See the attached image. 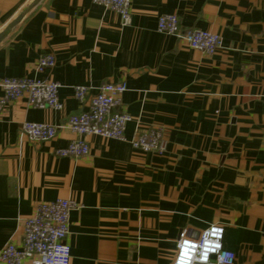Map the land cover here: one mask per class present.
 <instances>
[{
  "label": "crops",
  "instance_id": "crops-1",
  "mask_svg": "<svg viewBox=\"0 0 264 264\" xmlns=\"http://www.w3.org/2000/svg\"><path fill=\"white\" fill-rule=\"evenodd\" d=\"M164 14L221 47L206 55L158 32ZM0 35V77L57 82L62 104L22 97L0 115V250L21 243L37 204L70 199L69 264H171L180 231L209 224L223 227L233 264H264V0H133L126 26L92 0H0ZM47 54L56 65L38 73ZM120 81L123 140L86 136L89 154L74 159L55 154L69 129L44 142L22 133L24 122L64 125L86 111L75 87L90 97ZM153 128L165 151L133 149Z\"/></svg>",
  "mask_w": 264,
  "mask_h": 264
},
{
  "label": "built area",
  "instance_id": "built-area-1",
  "mask_svg": "<svg viewBox=\"0 0 264 264\" xmlns=\"http://www.w3.org/2000/svg\"><path fill=\"white\" fill-rule=\"evenodd\" d=\"M133 0H92L103 9L116 13L126 26L131 20V4ZM156 30L162 34L175 37L186 45L206 55L214 54L222 45L219 35L204 30L183 29L174 14H164L157 18ZM56 65L53 54L40 57L36 63V71L43 73ZM60 84L27 78L0 77V115L8 103L26 98L31 108H50L60 110L62 104L58 99ZM126 91L124 81L103 83L94 95L88 97V88H74L75 99L82 103L88 98V109L69 117L64 125H49L24 122L22 133L31 142H44L56 137L62 128L69 129L75 138L63 149H57L58 157L80 159L89 154L85 137L99 136L105 139L123 140L126 125L131 117L119 111L122 96ZM135 150L145 153L162 154L165 151V140L161 129H149L136 134L131 140ZM78 205L70 199H58L50 203H39L34 207L33 214L23 221V236L19 245L8 243L0 250V264H69L70 248L66 243L69 233V214ZM217 225V224H215ZM223 229L222 226L217 225ZM206 229V228H205ZM204 229V230H205ZM196 237L190 236L186 230L180 231L176 243L175 254L171 264H178L181 245L185 241L201 243L203 231ZM224 229L219 243L220 249L208 253L206 264H233L235 255L223 247ZM196 255H199L197 249ZM192 264H201L194 260Z\"/></svg>",
  "mask_w": 264,
  "mask_h": 264
},
{
  "label": "clouds",
  "instance_id": "clouds-1",
  "mask_svg": "<svg viewBox=\"0 0 264 264\" xmlns=\"http://www.w3.org/2000/svg\"><path fill=\"white\" fill-rule=\"evenodd\" d=\"M223 229L215 224H209V226L203 231L201 243H183L181 245L182 251L179 255L178 264H192L194 260L206 264L208 260V253L216 252L220 249ZM199 249V255H196V251Z\"/></svg>",
  "mask_w": 264,
  "mask_h": 264
},
{
  "label": "water",
  "instance_id": "water-1",
  "mask_svg": "<svg viewBox=\"0 0 264 264\" xmlns=\"http://www.w3.org/2000/svg\"><path fill=\"white\" fill-rule=\"evenodd\" d=\"M22 18V16H19V17H17L10 25H9V27L8 28H12L15 24H17L19 21H20V19ZM1 37H2V35H0V39H1Z\"/></svg>",
  "mask_w": 264,
  "mask_h": 264
},
{
  "label": "snow or ice",
  "instance_id": "snow-or-ice-1",
  "mask_svg": "<svg viewBox=\"0 0 264 264\" xmlns=\"http://www.w3.org/2000/svg\"><path fill=\"white\" fill-rule=\"evenodd\" d=\"M185 243H195V242H191V241H185ZM196 253H197V251H196Z\"/></svg>",
  "mask_w": 264,
  "mask_h": 264
}]
</instances>
